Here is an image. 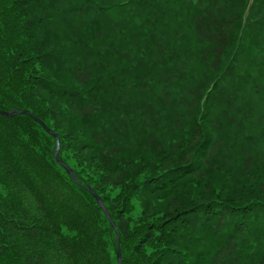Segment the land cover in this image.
<instances>
[{
    "label": "trees",
    "instance_id": "obj_1",
    "mask_svg": "<svg viewBox=\"0 0 264 264\" xmlns=\"http://www.w3.org/2000/svg\"><path fill=\"white\" fill-rule=\"evenodd\" d=\"M0 264H264V0H0ZM72 172L77 184L57 164Z\"/></svg>",
    "mask_w": 264,
    "mask_h": 264
},
{
    "label": "water",
    "instance_id": "obj_2",
    "mask_svg": "<svg viewBox=\"0 0 264 264\" xmlns=\"http://www.w3.org/2000/svg\"><path fill=\"white\" fill-rule=\"evenodd\" d=\"M15 115H26L29 116L30 118H32L38 125H40L42 127V129L53 136V138L56 141V148H55V152H54V157H57L58 154V136L56 134H54L53 132H51L49 129L46 128V126L37 118H35L34 116H32V114L28 111H14L11 110L9 112H0V116L3 117H13ZM57 164L59 166H61L69 175V177L77 184L78 182L76 181L73 172L65 165L63 164L60 160H57ZM88 192L91 193L93 195V197L95 198L99 209L102 211V213L104 214V216L106 217L107 221L109 222L111 228L114 230L115 235H116V239H117V252H116V260L118 264H121V255H120V249H119V243H118V232H117V228L115 226V224L111 221L110 215L108 214L103 202L101 201V199L91 190L88 189Z\"/></svg>",
    "mask_w": 264,
    "mask_h": 264
}]
</instances>
